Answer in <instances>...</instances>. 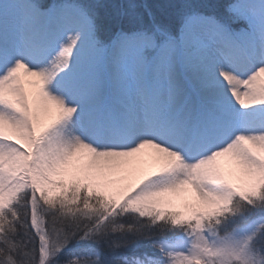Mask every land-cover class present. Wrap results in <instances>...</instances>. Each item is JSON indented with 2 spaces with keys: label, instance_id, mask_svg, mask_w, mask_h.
<instances>
[{
  "label": "snow or ice",
  "instance_id": "6c2138e0",
  "mask_svg": "<svg viewBox=\"0 0 264 264\" xmlns=\"http://www.w3.org/2000/svg\"><path fill=\"white\" fill-rule=\"evenodd\" d=\"M0 264H264V0H0Z\"/></svg>",
  "mask_w": 264,
  "mask_h": 264
}]
</instances>
